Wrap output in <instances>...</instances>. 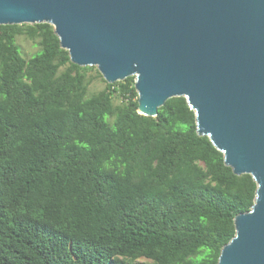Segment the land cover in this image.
I'll return each instance as SVG.
<instances>
[{"label": "trees", "instance_id": "obj_1", "mask_svg": "<svg viewBox=\"0 0 264 264\" xmlns=\"http://www.w3.org/2000/svg\"><path fill=\"white\" fill-rule=\"evenodd\" d=\"M138 97L134 76L73 63L52 24L0 25V264H218L258 184L186 97L156 117Z\"/></svg>", "mask_w": 264, "mask_h": 264}, {"label": "water", "instance_id": "obj_2", "mask_svg": "<svg viewBox=\"0 0 264 264\" xmlns=\"http://www.w3.org/2000/svg\"><path fill=\"white\" fill-rule=\"evenodd\" d=\"M41 22L73 63L134 76L140 114L187 98L198 134L258 184L218 264H264V0H0V25Z\"/></svg>", "mask_w": 264, "mask_h": 264}, {"label": "rangeland", "instance_id": "obj_3", "mask_svg": "<svg viewBox=\"0 0 264 264\" xmlns=\"http://www.w3.org/2000/svg\"><path fill=\"white\" fill-rule=\"evenodd\" d=\"M18 44L21 46L24 54L26 56L31 55L32 53H35L37 51V46L30 40H27L25 37L20 36L18 37ZM106 82L103 81L100 77L94 78L91 85H90V91H98L105 87ZM143 261V260H142Z\"/></svg>", "mask_w": 264, "mask_h": 264}]
</instances>
